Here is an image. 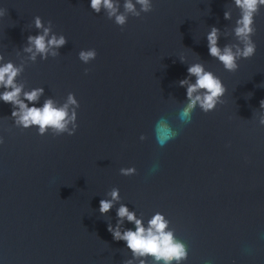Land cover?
<instances>
[{"label":"water","instance_id":"1","mask_svg":"<svg viewBox=\"0 0 264 264\" xmlns=\"http://www.w3.org/2000/svg\"><path fill=\"white\" fill-rule=\"evenodd\" d=\"M0 264H264V0H0Z\"/></svg>","mask_w":264,"mask_h":264},{"label":"rangeland","instance_id":"2","mask_svg":"<svg viewBox=\"0 0 264 264\" xmlns=\"http://www.w3.org/2000/svg\"><path fill=\"white\" fill-rule=\"evenodd\" d=\"M172 252H173V250H172L171 248H165V249H164V254H165V255H168V256H169V255L172 254Z\"/></svg>","mask_w":264,"mask_h":264}]
</instances>
